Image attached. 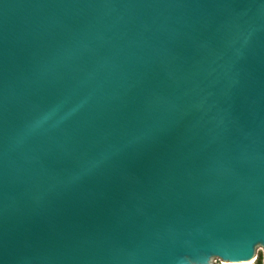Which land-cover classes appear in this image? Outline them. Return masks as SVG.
I'll return each mask as SVG.
<instances>
[{
    "label": "water",
    "instance_id": "1",
    "mask_svg": "<svg viewBox=\"0 0 264 264\" xmlns=\"http://www.w3.org/2000/svg\"><path fill=\"white\" fill-rule=\"evenodd\" d=\"M264 264V0H0V264Z\"/></svg>",
    "mask_w": 264,
    "mask_h": 264
},
{
    "label": "rangeland",
    "instance_id": "2",
    "mask_svg": "<svg viewBox=\"0 0 264 264\" xmlns=\"http://www.w3.org/2000/svg\"><path fill=\"white\" fill-rule=\"evenodd\" d=\"M252 264H263V253Z\"/></svg>",
    "mask_w": 264,
    "mask_h": 264
}]
</instances>
